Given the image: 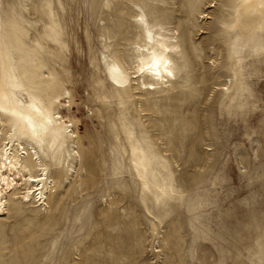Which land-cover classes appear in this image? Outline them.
I'll return each mask as SVG.
<instances>
[{"label": "rangeland", "instance_id": "rangeland-1", "mask_svg": "<svg viewBox=\"0 0 264 264\" xmlns=\"http://www.w3.org/2000/svg\"><path fill=\"white\" fill-rule=\"evenodd\" d=\"M243 2L0 0L4 31L59 82L84 154L48 193L59 203L0 213V264H264V1L247 16ZM142 18L179 45L164 92L109 84L107 62L132 77ZM125 114L165 163L158 188L137 181Z\"/></svg>", "mask_w": 264, "mask_h": 264}, {"label": "bare ground", "instance_id": "bare-ground-1", "mask_svg": "<svg viewBox=\"0 0 264 264\" xmlns=\"http://www.w3.org/2000/svg\"><path fill=\"white\" fill-rule=\"evenodd\" d=\"M249 9H258V0H244L240 10L247 16ZM259 11L264 17V7ZM138 22L140 26L135 38L142 35L143 29L144 39L132 64V77L117 62H107L105 68L109 84L125 91L132 79L133 85H140L149 94L164 92V88L175 85L174 58L179 45L168 34L172 30L154 27L145 18ZM8 44L15 51L16 66ZM26 50L16 33L12 30L6 33L0 23V117L4 116L12 122L7 132L0 133V213L13 208L15 200L28 201L32 198L34 203L41 205L49 197L50 203H59L61 199L56 200V196L48 193L65 176H72L70 170L75 173L77 169L69 164L70 161L80 164L84 157L80 137L72 131L71 123L63 122L59 116V82L52 72L48 73V78L39 79L37 72L43 66ZM170 90L172 88L167 91ZM64 94L69 96L67 92ZM125 115L124 127L130 139L128 146L133 170L142 191H150L147 172L150 173L151 183L157 187L164 180L159 169H164L165 163L160 162V157L152 152L149 142L141 137L134 138L133 129L137 128V123L131 120L130 115ZM82 162L85 166L86 161ZM65 163L69 165L64 175ZM159 193L164 196V188L159 189ZM7 205L9 208H6Z\"/></svg>", "mask_w": 264, "mask_h": 264}]
</instances>
